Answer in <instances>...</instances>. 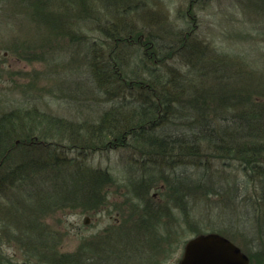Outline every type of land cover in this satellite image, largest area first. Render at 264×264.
<instances>
[{"label":"rangeland","instance_id":"rangeland-1","mask_svg":"<svg viewBox=\"0 0 264 264\" xmlns=\"http://www.w3.org/2000/svg\"><path fill=\"white\" fill-rule=\"evenodd\" d=\"M146 12L153 14L152 22ZM119 21L130 23L133 32L141 33L138 36L144 27L151 31V24H169L174 32L192 31L212 54L218 51L229 58L238 57L243 82L252 84L255 101L264 105V0H86L84 5L0 0V117L36 110L79 124L96 123L113 102L89 83L90 66L113 49V42L103 38L100 27ZM124 51L128 69L143 66L141 54L149 53L147 45L143 49L137 44L125 46ZM160 66L164 73L178 68L185 72L177 58ZM116 98L119 102L120 97ZM31 128L58 144L56 151L69 154L73 164L99 169L109 178L96 208L87 210L81 201L48 217L51 228L64 234V252L112 247L113 240L132 246L133 227L137 226L157 248L144 250L143 260L130 259L123 264H180L186 244L206 234L231 240L250 264H264V232L256 225V217L264 220L262 209L256 208L263 191L258 181L248 184L243 162L204 156L159 162V166L167 164L162 175L158 173L152 182L138 187L143 158L130 148L79 152L68 148L67 138L53 127L46 131L37 123ZM170 176L180 177L178 191L164 179ZM235 183L239 190L233 201ZM151 212L154 229L147 219ZM101 252V262L111 264L115 250Z\"/></svg>","mask_w":264,"mask_h":264},{"label":"trees","instance_id":"trees-1","mask_svg":"<svg viewBox=\"0 0 264 264\" xmlns=\"http://www.w3.org/2000/svg\"><path fill=\"white\" fill-rule=\"evenodd\" d=\"M58 1L84 5L86 0ZM145 15L153 21V14ZM154 26L151 31L142 28L140 36L130 23L100 27L103 38L114 45L108 55L92 62L89 83L113 104L96 123L79 124L36 110L0 117V264H105L101 251L107 249L115 250L111 264H121L143 260L144 250L156 247L136 226L132 246L113 240L112 247L63 251L64 234L51 228L48 217L81 201L87 210L96 208L109 178L106 172L73 164L69 154L57 152L58 144L32 131L37 123L46 131L53 127L62 133L68 148L79 152L130 148L143 158L138 187L162 175L170 162L202 156L241 161L248 184L260 183L263 192L256 208L264 215V105L255 101L252 84L243 82L241 60L218 51L212 54L192 31L183 34L169 24ZM135 44L143 49L147 45L149 53L141 54L143 66L128 69L124 48ZM173 58L181 59L185 72L161 71L160 64ZM20 129L23 134L17 133ZM170 178L164 179L177 190L180 177ZM234 187L236 201L237 183ZM152 212L147 219L154 229ZM260 220L256 217V225L264 232Z\"/></svg>","mask_w":264,"mask_h":264},{"label":"water","instance_id":"water-1","mask_svg":"<svg viewBox=\"0 0 264 264\" xmlns=\"http://www.w3.org/2000/svg\"><path fill=\"white\" fill-rule=\"evenodd\" d=\"M180 264H250V259L231 240L206 234L186 244Z\"/></svg>","mask_w":264,"mask_h":264},{"label":"flooded vegetation","instance_id":"flooded-vegetation-1","mask_svg":"<svg viewBox=\"0 0 264 264\" xmlns=\"http://www.w3.org/2000/svg\"><path fill=\"white\" fill-rule=\"evenodd\" d=\"M126 261H127V260H126ZM181 261H182V258H181V260H180V263H181ZM120 263H121V262H120ZM122 263H126V262L122 260ZM122 263H121V264H122Z\"/></svg>","mask_w":264,"mask_h":264}]
</instances>
